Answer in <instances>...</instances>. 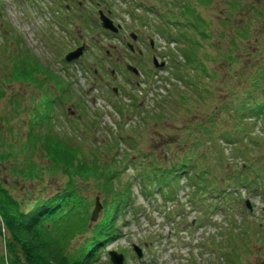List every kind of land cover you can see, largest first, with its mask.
Instances as JSON below:
<instances>
[{"label": "rangeland", "instance_id": "374dc122", "mask_svg": "<svg viewBox=\"0 0 264 264\" xmlns=\"http://www.w3.org/2000/svg\"><path fill=\"white\" fill-rule=\"evenodd\" d=\"M188 1L195 4L196 11L209 22L210 36L202 42L204 50L207 52L209 50L212 55H215L217 49L216 42L224 48L228 47L229 35L236 34L234 25L247 20V16L243 13L245 9L250 11L251 7H254L252 4L257 3L258 9L264 13V0H239V4L234 7H231V0H204L205 3L201 0ZM0 2V89L4 93L0 96V152L11 151L15 154L7 161H0V179L6 182L10 191L18 198L22 195L21 189L29 190L34 187L36 192L38 187H41L39 184L30 183L32 180L23 176L18 169L23 168V154L33 150L26 143L28 119L31 115L28 107L31 99L35 96L39 97V91L50 84V81L46 80L43 82L45 86L39 88L37 82L36 85H26L18 79L6 78L8 74H5L9 68L17 63L13 60L14 54L19 55L22 49L47 68L56 71L71 90V98L55 106L52 119L62 135L79 142L76 148L79 149L78 145L81 146L80 153L75 159L89 158L90 161L93 155H98L99 159L106 161L104 163L107 164L119 160L121 149L118 153L117 141L120 142L123 152L124 149L153 150V152L161 150V146L154 149L148 139L133 144L119 138V134L124 132L133 133V136L139 139L141 116L147 111L150 113L166 111V124H162V129L156 131L159 134L155 140L181 138L182 135H178L177 125H182L193 118L195 112L212 109L213 102H217L216 97L221 93L220 87L231 78L228 76L229 72L234 74L236 73L234 70L238 68L237 65L230 63L226 56L222 58V63L206 62L211 68L219 70L216 79L206 78L203 82L211 87L212 96L206 99L204 93L201 96L199 92L185 84L184 80L171 75L172 62L162 69L153 67L149 55V59L145 62L146 54L149 53V40L152 39L157 47H161L165 46L167 38L168 45L173 47L175 55L183 60L181 47L187 40L180 41L175 38L173 40L170 33L162 30L160 23H157L163 18L158 10L178 11L177 8L184 3V0L179 2L178 0H0ZM163 6L165 9L162 8ZM98 8L104 9L105 12L110 11V17L115 22L121 23L125 34L130 30L142 31L145 54L141 57H133L121 44V37L116 38L106 34L99 25ZM142 15L145 17L144 21L139 18ZM258 17L257 20L260 19L261 22L264 20L263 15L260 14ZM250 19L251 24L257 21L251 17ZM257 22L255 25H258ZM250 32L255 40L264 35V33L254 35L258 32L254 25L251 26ZM232 40L233 44H240L239 40ZM80 43L86 45L80 58L71 62L65 61L64 54ZM161 49L157 48L158 51ZM209 52L208 57H210ZM127 65L136 66L141 70V74L135 75L129 69L126 70ZM44 66L42 67L45 68ZM194 74L191 71L188 78H193ZM113 86L117 87L115 94L111 90ZM182 93L187 100L180 103L177 96ZM203 99L207 101L203 102ZM120 105L124 106L127 113H120L116 108ZM67 107L71 109L68 111ZM71 113L73 115H70ZM246 127L252 132L250 134L264 139L262 121L257 119ZM180 133L184 134V131ZM151 135V131L147 129L141 138L145 139ZM246 139L249 138L246 136ZM93 141L97 145L96 148L92 144ZM89 145L91 149L87 151ZM34 151L32 156L35 165H40L39 168L43 170L51 166L50 163L44 165L46 160H42L37 155L38 152L34 153ZM223 153L226 158L224 161H220L217 155L213 154L211 163L215 174L222 173L224 164L229 168L233 165L239 167L240 158H231L229 149H225ZM252 155L256 159L258 151L252 150ZM116 166L121 170V176L132 177L134 204L140 209V213L135 217L128 213L127 220L123 222L118 220L119 235L106 245L100 252L99 259L93 264H111L107 254L110 249L124 254V264H264L263 189L249 191L248 188L240 187L230 195L232 199L229 200L228 208L216 204L212 211L205 214L201 208H191L186 204L180 215L171 217L167 216L166 212L173 207L172 202H177L176 200L164 203L159 194H155L156 198L145 197L138 190L136 178L133 176V166L126 167L124 162H119ZM64 174L56 170L51 176L45 173L46 184H50L51 188L56 187L57 182L65 178ZM90 184L93 191H88H92L93 200L95 201L96 196H99L100 201V193L96 194L93 189H98L97 184L94 180ZM218 187L221 185L218 184ZM183 192L185 193L184 190ZM179 193L182 196V190ZM178 199L180 202L186 201L184 196ZM245 199L250 201L251 209L246 207ZM93 207L94 203L91 210ZM162 209H165V212H162ZM101 213L102 209L98 218ZM196 217L198 222L195 220ZM79 241L80 238L76 239L74 245ZM134 243L142 249L141 257H137L134 252L132 247Z\"/></svg>", "mask_w": 264, "mask_h": 264}, {"label": "trees", "instance_id": "16d2710c", "mask_svg": "<svg viewBox=\"0 0 264 264\" xmlns=\"http://www.w3.org/2000/svg\"><path fill=\"white\" fill-rule=\"evenodd\" d=\"M201 1L205 3L204 0ZM231 3V7H234L239 4V0H231ZM256 4H252L254 7H251L250 11H243L247 20L234 25L236 34L229 35L228 47L224 48L216 42L218 50L216 49L215 55L208 50L210 57L202 42L210 36L209 22L196 11L195 4L184 0L177 8L178 11L161 9L163 18L158 22L161 29L169 32L172 39L187 40L181 47L183 60L175 56L170 57L175 68L173 76L184 80L185 84L201 96L205 94L207 99L212 96L211 87L203 82L206 78L216 79L219 70L211 68L206 62L222 63V58L226 56L225 58L238 68L234 70L236 73H232L233 75L229 72L230 79L223 77L227 82L220 87L221 93L216 97L217 102H213L212 109L195 112L193 118L177 125L181 138L155 140L159 134L156 131L162 129V124H166V111H147L141 116L139 139L133 136V133L125 134L123 130L119 138L133 144L148 139L154 149L161 146V150L153 152L124 149L123 152L120 142L117 141V152L121 149V154L119 160L110 164L104 163L106 161L99 159L98 155H93L90 161L89 158L75 159L80 153L81 146L76 148L79 142L62 135L52 119L55 106L64 98L71 97L68 84L56 71L44 66L24 49L19 55L14 54L13 60L17 63L6 73L8 80L18 79L26 85L37 82L39 88L45 86L43 82L46 80L50 81L48 87L39 91V97L31 99L28 107L31 115L28 119L26 143L29 148L35 150L34 153L38 152L37 155L42 160H46L44 165L50 163L51 166L43 170L39 168L40 165H35L33 150L24 153V165L18 171L32 180L30 183L39 184L41 187H38L36 192L34 187L29 190L21 189L22 195L19 198L10 191L6 182L0 179V264L96 262L100 252L119 235L118 220H126L128 213L133 217L140 213V209L134 204L132 177L121 176V170L116 166L119 162H124L126 167L133 166V176L142 195L156 198L155 194H159L164 203L177 201L172 202L173 207L167 212L169 216L180 214L185 204L191 208H201L205 214L218 202L228 204L227 198H230V195L227 197L223 193L226 187H246L249 190L264 191V139L250 134L252 132L246 127L257 119L264 123V35L255 40L250 32L251 26L254 25L258 31L254 35L264 33V20L261 22L256 19L260 14L264 16V13ZM162 8L165 9L164 6ZM250 17L258 22L251 24ZM256 22L258 25H255ZM174 28L177 30H172ZM232 39L239 40L241 45L233 44ZM221 50L225 52H220ZM171 52L169 50L170 55ZM191 71L195 73L194 77L188 78ZM201 73L202 75H199ZM3 94L0 89V96ZM186 98L184 93L177 96L180 103L186 101ZM206 99H203V102L207 101ZM116 108L121 114L127 113L122 105ZM147 129L152 135L141 138ZM182 131L184 134L180 133ZM246 136L249 139H246ZM94 141L92 144L96 148ZM90 149L89 145L87 151ZM225 149H229L231 158H240L239 167L233 165L229 168L224 164L222 173L215 174L211 163L213 154L217 155L220 161H224ZM252 150L258 151L256 159ZM14 156L11 151L0 152V161H7ZM55 170L65 173L66 179L58 181V185L51 188L50 184H46L45 173L51 176ZM117 176L121 177L116 178ZM93 180L98 187L97 190L93 189L96 194L100 193L103 205L100 217L94 222L91 220L94 200L90 184ZM218 184L221 187H218ZM181 188L185 191V202L178 201ZM213 198L220 200L216 202ZM78 238L79 243L74 245Z\"/></svg>", "mask_w": 264, "mask_h": 264}, {"label": "water", "instance_id": "95a60500", "mask_svg": "<svg viewBox=\"0 0 264 264\" xmlns=\"http://www.w3.org/2000/svg\"><path fill=\"white\" fill-rule=\"evenodd\" d=\"M100 18L102 19V25L104 27L110 28L114 31L117 30V27L113 25L112 21L107 16H105L101 11H100ZM82 48L83 47H79V48L75 49L74 51L69 52L66 55V59L71 60L72 58L78 57L82 52ZM246 203H247L248 207H250V203L248 200H246ZM101 207H102V204L99 201V197L96 196L95 205H94V208H93V211L91 214L92 220H95L97 218L98 212L101 209ZM133 249L137 252L138 256H141L142 251H141V248L139 246H137L136 244H133ZM108 254H109L110 260L112 261L113 264H123V261H124V254L123 253L118 252L115 249H111L108 251Z\"/></svg>", "mask_w": 264, "mask_h": 264}, {"label": "flooded vegetation", "instance_id": "af4514ba", "mask_svg": "<svg viewBox=\"0 0 264 264\" xmlns=\"http://www.w3.org/2000/svg\"><path fill=\"white\" fill-rule=\"evenodd\" d=\"M116 24L120 25V28H119L120 30L117 33L112 34V35L116 38L121 37V39H120L121 44L125 47V49L129 50V52L131 53V55L133 57H136V56L141 57L142 55H144L146 48L143 46V43H144L143 32L142 31L136 32L137 33L136 36L132 35L131 33L125 34L122 31V28H123L122 25L119 22H116ZM148 45H149V48H148L149 53L146 54L145 61H147L149 59V57L152 59L154 56L159 57L158 55H156L154 53L156 47H155L152 40H149ZM148 55H149V57H148Z\"/></svg>", "mask_w": 264, "mask_h": 264}]
</instances>
